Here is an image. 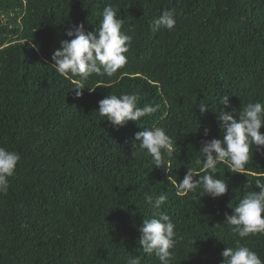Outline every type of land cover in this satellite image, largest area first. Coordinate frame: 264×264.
Returning <instances> with one entry per match:
<instances>
[{"label":"trees","instance_id":"16d2710c","mask_svg":"<svg viewBox=\"0 0 264 264\" xmlns=\"http://www.w3.org/2000/svg\"><path fill=\"white\" fill-rule=\"evenodd\" d=\"M107 4L132 37L127 63L111 78L93 74L77 97L76 78L55 71L52 53L74 23L94 31ZM164 10L175 13V29L153 31ZM122 93L159 108L115 126L99 115V101ZM225 95L229 111L264 103V0H0V147L21 157L0 194V264H127L130 257L160 264L138 241L152 215L144 197L161 194L168 197L161 210L183 238L173 264H221L223 250L240 239L225 213L258 190L264 150L252 149L248 175L217 165L216 178L228 184L220 197H202V187L178 196L173 181L203 162V141L222 138L216 112ZM201 102L209 105L203 114ZM153 127L173 139L171 172L134 141ZM241 243L264 260V234Z\"/></svg>","mask_w":264,"mask_h":264},{"label":"clouds","instance_id":"9594fccd","mask_svg":"<svg viewBox=\"0 0 264 264\" xmlns=\"http://www.w3.org/2000/svg\"><path fill=\"white\" fill-rule=\"evenodd\" d=\"M117 13V8L107 4L100 14L102 19L99 26H96L94 31L86 32L82 22L78 25L74 23L65 33L68 39H62L60 46L52 53L50 65L55 71L66 78H76V86L73 89L76 90L77 97L83 95L85 82L93 74L111 78L127 63L125 54L131 47L132 37L122 31L124 20L119 18ZM176 23L175 13L172 10H164L152 21V28L153 31H172ZM31 46L39 51L38 45ZM89 90L95 91L96 87L90 86ZM229 103V96H222L220 105L223 107H220L218 112L215 111L222 138L203 141L199 150L203 162L197 158V167H187L183 179L178 183L173 181L178 196L183 197L190 192L195 194L201 187L202 197L210 195L217 198L226 194V180L215 176L217 165L224 163L232 173L248 175L246 165L252 159V149L264 150V133L260 131L264 126V103L249 102L242 109L231 111L226 110ZM138 104L137 94H109L99 101L98 112L101 117H106V120L120 127L129 121L139 122L159 108V105L145 104L139 107ZM208 108L209 105L200 103L202 114L206 113ZM209 131L210 129H205V136ZM134 141L139 142V152H146L155 167L163 168L166 172L172 171L170 158L176 149L173 139L163 128H144L135 134ZM138 154L136 151L132 152L133 156ZM20 159L18 153L0 147V194H7L9 178L15 174ZM246 187L252 188L253 182L248 181ZM254 187L258 190L247 191L235 205L230 202L229 207L233 211L231 214L225 213L224 222L229 226L230 233L234 238L238 236L240 239L236 240L235 247L223 250L221 264H264V260L256 251L241 243V240L250 235L264 234V174L256 177ZM167 199L165 194L156 197L145 195L144 201L151 209L152 215L145 218L139 228L141 236L138 243L143 253L149 257L154 255L160 264H173V250L178 241L183 239L175 230L176 226L168 213L161 210ZM127 264H141V260L138 257H130Z\"/></svg>","mask_w":264,"mask_h":264}]
</instances>
